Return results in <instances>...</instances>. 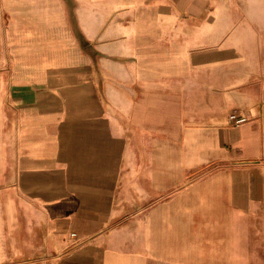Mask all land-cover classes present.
Returning <instances> with one entry per match:
<instances>
[{"label": "crops", "instance_id": "0c3cea01", "mask_svg": "<svg viewBox=\"0 0 264 264\" xmlns=\"http://www.w3.org/2000/svg\"><path fill=\"white\" fill-rule=\"evenodd\" d=\"M0 264H264V0H0Z\"/></svg>", "mask_w": 264, "mask_h": 264}, {"label": "built area", "instance_id": "2783aa9c", "mask_svg": "<svg viewBox=\"0 0 264 264\" xmlns=\"http://www.w3.org/2000/svg\"><path fill=\"white\" fill-rule=\"evenodd\" d=\"M231 120L234 122L235 125H240L246 121V118L245 117H237V116L233 115V116H231Z\"/></svg>", "mask_w": 264, "mask_h": 264}]
</instances>
